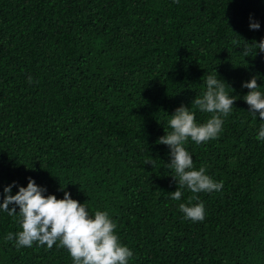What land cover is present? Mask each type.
Listing matches in <instances>:
<instances>
[{"label":"trees","instance_id":"16d2710c","mask_svg":"<svg viewBox=\"0 0 264 264\" xmlns=\"http://www.w3.org/2000/svg\"><path fill=\"white\" fill-rule=\"evenodd\" d=\"M261 37L264 0H0V198L31 176L107 209L129 264H264V140L241 87L256 75L264 90ZM214 69L234 106L217 137L184 146L222 188L173 200L158 137L181 103L210 117L191 101ZM193 195L195 222L178 208ZM19 227L0 213V264H71L56 243L4 239Z\"/></svg>","mask_w":264,"mask_h":264},{"label":"clouds","instance_id":"9594fccd","mask_svg":"<svg viewBox=\"0 0 264 264\" xmlns=\"http://www.w3.org/2000/svg\"><path fill=\"white\" fill-rule=\"evenodd\" d=\"M260 27L259 20L250 16L249 28L256 30ZM253 44L256 51L264 52V37ZM241 51L246 53L247 48ZM32 79L31 75L27 77L29 82ZM203 83L202 94L195 96L191 104L210 113V117L198 122L189 106L181 103L169 115L167 124L171 130H165V134L158 137V142L169 148L167 165L172 170V178L179 185L169 192L173 200H180L184 187L193 194L222 188L223 181L210 176L203 165L199 168L193 166V155L184 146L189 138L201 143L217 137L223 126V117L232 110L233 101L236 100L235 95L225 91L224 80L215 69ZM241 87L249 89L243 95V100L249 106L248 111L256 119L260 117L256 139L264 140V90L257 83L256 75L242 81ZM13 186L18 189L15 193ZM46 192V187L36 183L31 176L27 177L26 185L13 180L3 186L0 213L13 216L20 226L15 233L7 232L4 239L13 241L16 247H31L35 242L37 246L43 244L51 248L56 243L57 247L66 248L71 264H129L133 250L120 241L114 230L116 223L107 209L91 212L85 202H80L67 190H63L62 197ZM188 200V203L180 202L178 205L183 217L193 222L203 220L204 202L195 195L188 197ZM192 200L197 202L191 203Z\"/></svg>","mask_w":264,"mask_h":264}]
</instances>
